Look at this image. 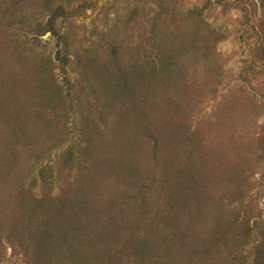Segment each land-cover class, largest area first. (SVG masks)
I'll use <instances>...</instances> for the list:
<instances>
[{
  "label": "rangeland",
  "instance_id": "374dc122",
  "mask_svg": "<svg viewBox=\"0 0 264 264\" xmlns=\"http://www.w3.org/2000/svg\"><path fill=\"white\" fill-rule=\"evenodd\" d=\"M0 264H264V0H0Z\"/></svg>",
  "mask_w": 264,
  "mask_h": 264
}]
</instances>
